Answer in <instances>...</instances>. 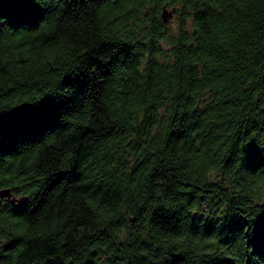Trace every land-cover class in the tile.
<instances>
[{"label": "trees", "instance_id": "16d2710c", "mask_svg": "<svg viewBox=\"0 0 264 264\" xmlns=\"http://www.w3.org/2000/svg\"><path fill=\"white\" fill-rule=\"evenodd\" d=\"M2 187L0 264H264V0H0Z\"/></svg>", "mask_w": 264, "mask_h": 264}, {"label": "water", "instance_id": "95a60500", "mask_svg": "<svg viewBox=\"0 0 264 264\" xmlns=\"http://www.w3.org/2000/svg\"><path fill=\"white\" fill-rule=\"evenodd\" d=\"M174 10H175L174 7H172L169 10L167 8H163V11L161 13L163 20L167 21L169 16H171V14ZM2 198L9 200L12 203H14L16 201L23 202L25 200L24 196L20 198V197H15V196L11 195V191L8 187L0 188V201Z\"/></svg>", "mask_w": 264, "mask_h": 264}, {"label": "rangeland", "instance_id": "374dc122", "mask_svg": "<svg viewBox=\"0 0 264 264\" xmlns=\"http://www.w3.org/2000/svg\"><path fill=\"white\" fill-rule=\"evenodd\" d=\"M171 9V7L169 8ZM168 9V10H169ZM175 11V10H174ZM174 11L172 12L171 16H169V19L167 21V25L168 27L171 29V30H174L175 27H176V17H175V14H174Z\"/></svg>", "mask_w": 264, "mask_h": 264}]
</instances>
